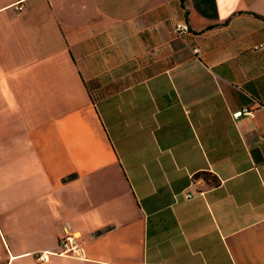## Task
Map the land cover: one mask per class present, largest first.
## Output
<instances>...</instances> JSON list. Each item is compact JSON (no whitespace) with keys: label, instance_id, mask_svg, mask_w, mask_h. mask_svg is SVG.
<instances>
[{"label":"crops","instance_id":"crops-1","mask_svg":"<svg viewBox=\"0 0 264 264\" xmlns=\"http://www.w3.org/2000/svg\"><path fill=\"white\" fill-rule=\"evenodd\" d=\"M0 264H264V0H0Z\"/></svg>","mask_w":264,"mask_h":264},{"label":"built area","instance_id":"built-area-1","mask_svg":"<svg viewBox=\"0 0 264 264\" xmlns=\"http://www.w3.org/2000/svg\"><path fill=\"white\" fill-rule=\"evenodd\" d=\"M16 9H21L22 5L17 1ZM173 31L177 35H183L188 32L186 22H177L173 26ZM198 52V48H194ZM248 108L244 107L241 110L234 112V115L248 113ZM51 253L65 254L79 257L82 254L81 243L76 232L72 231L68 225L63 227V233L58 238V248L56 250H41L35 253L37 260H48Z\"/></svg>","mask_w":264,"mask_h":264}]
</instances>
